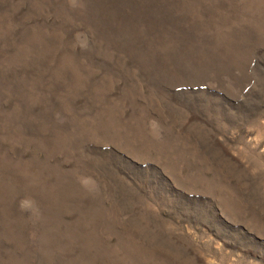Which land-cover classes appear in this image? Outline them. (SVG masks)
<instances>
[{"label": "rangeland", "instance_id": "obj_1", "mask_svg": "<svg viewBox=\"0 0 264 264\" xmlns=\"http://www.w3.org/2000/svg\"><path fill=\"white\" fill-rule=\"evenodd\" d=\"M0 264H264V0H0Z\"/></svg>", "mask_w": 264, "mask_h": 264}]
</instances>
